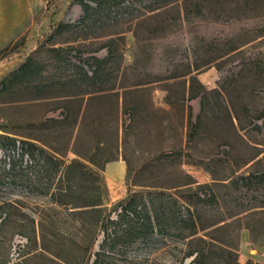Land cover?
<instances>
[{
  "label": "rangeland",
  "instance_id": "obj_1",
  "mask_svg": "<svg viewBox=\"0 0 264 264\" xmlns=\"http://www.w3.org/2000/svg\"><path fill=\"white\" fill-rule=\"evenodd\" d=\"M134 6L138 12L118 16L100 30L92 28L81 34L76 31L51 38L59 22L76 24L83 16L81 7L73 0H0V51L8 48V54L0 58V80L28 56L37 51L43 53L54 43L56 47H76L83 59H102L107 51L99 48L110 38L120 40L124 65L129 66L124 85L171 77L139 92L144 100L152 98L157 107L148 115L137 117L134 126L131 113H123L117 122L108 106L92 107L76 121L73 116L65 118L63 102L30 101L25 93H1L0 88V138L37 146L47 143L50 150L63 158L62 174L68 192L57 195L68 203L64 206L20 187L1 190L0 215L5 224L0 229V257L9 260L16 237L28 240L23 252L27 258L30 252L41 248L42 240H35L31 223L34 219L39 235L41 226L44 228V244L50 252H59L58 238L52 236V231L75 241L66 251L71 252V261L76 264L93 263L98 252L106 257V264H192L193 258L186 257L187 240L155 233L140 237L127 247L117 245L114 250L103 243L105 233L99 220H116L119 202L127 195L166 191L185 207L201 213V227L224 220L201 230L197 236L207 242L216 237L237 244V264H264V215L229 218L235 211L229 198H220V205L211 207L197 204L192 197L200 187L201 198L209 195L211 189L225 195L226 189L213 187L215 183L227 184L233 175L264 170V160L258 162L264 158V129L240 132L242 140L225 114L216 120L208 112L204 130L191 138L190 123L196 122L200 100L188 99L190 91H198L192 78L212 90L230 77L225 95L228 108L234 107L245 124L249 120L242 111L244 105H249L252 117L264 111V37L260 36L264 29V0H179L155 13L147 12L144 6ZM137 17L144 19V26L137 27ZM135 31L140 38L152 35L160 39L137 42ZM233 46L239 49L230 58L215 61L199 71L191 67L195 48L202 49L199 63H203ZM243 53L256 56L250 69L236 70L229 76V70ZM164 90L176 102L172 110L164 108ZM147 109L146 102L142 113ZM256 123L264 124V118ZM224 141L233 149L222 144ZM118 143L127 162V173L108 177L104 166L107 160L117 157ZM72 159V166L67 167ZM96 203L99 206L92 212H84L88 208L83 206ZM225 223L229 224L226 231L208 235ZM248 225L255 229V244Z\"/></svg>",
  "mask_w": 264,
  "mask_h": 264
},
{
  "label": "trees",
  "instance_id": "obj_2",
  "mask_svg": "<svg viewBox=\"0 0 264 264\" xmlns=\"http://www.w3.org/2000/svg\"><path fill=\"white\" fill-rule=\"evenodd\" d=\"M174 1L179 0H73V3L81 7L83 16L76 24L59 22L51 38L63 37L65 34H73L76 31L81 34L92 28L100 30L118 16L138 12L135 4L144 6L149 13H155ZM136 19L139 20L138 28L145 25L144 19L140 20V17ZM134 34L137 42L141 43L160 39L154 38L152 35L140 38L137 31ZM260 36L264 37V29ZM75 38L77 40L78 37ZM119 41V39L110 38L99 48V50L107 51L106 56L102 59L94 56L83 59L81 51L76 47L70 45L56 47L54 43L43 53L37 51L31 54L3 77L0 80L1 93L13 95L25 93L29 96L30 101L36 102H63L61 107L66 114L65 118L73 116L76 121L79 115L81 117L84 104V113L92 107L108 106L113 109L117 122L123 113H131V123H133L134 117L142 112L144 99L139 95L141 90H132L131 88L147 83L140 81L130 85L123 84L129 66L124 65V54ZM238 49L239 47L233 46L225 54L199 63L202 49L195 48L193 50L195 62L191 67L195 71H199L215 61L230 58V54ZM7 50L8 48H5L0 51V58L8 54ZM72 51H76L75 55L72 54ZM255 58L254 53L249 56L243 53L239 62L229 70V76L232 77L231 72L236 70H240V72L249 70ZM191 73L190 71L188 74ZM228 78L230 77H225V82L223 81L219 88L212 90H208L195 77L191 79V82H196L198 91H190L188 99L199 98L200 100V112L196 122L190 123L191 138L204 130L205 117L208 112L211 118L216 120H220L221 114H225L234 133L242 140L240 132L264 129V124L256 123L257 120L264 118V111L252 117L249 105H244L242 111L249 120V123L245 124L234 107L233 110L228 108L225 101L226 85H228L227 82H230ZM115 130L116 132L119 130L118 123ZM222 144H226L229 150L234 147L227 141ZM263 160L264 158L259 159L258 162ZM72 164L73 162L67 167H71ZM64 166L61 160L33 143L0 138V191L7 187H20L32 195L49 197L57 205L67 206L68 203L57 196L58 194H68L67 182L62 174ZM215 184L217 185L213 187L226 189L225 195L211 189L209 195L201 198L199 192L203 193V187H200L199 192H194L192 196L194 201L197 204H208L213 207L220 205V198L223 200L229 198V202L233 205L232 210H235L229 215V218L243 214L247 219L264 215V170L233 175L227 184ZM98 206L97 203L87 204L83 206L88 208L84 212H88V210L92 212ZM0 207L3 209L2 206ZM119 208L116 220L110 219V217L99 220L105 233L103 243L111 250H114L117 245L127 247L140 237L156 233L179 240H187L189 250L186 257L193 258L192 264H237V244H232L224 239H216V237H211V241L207 242L197 236L201 230L216 226L224 220L208 227H201V213L196 209L191 210L189 207H185L180 199L166 191H149L145 196L137 193L129 194L119 202ZM31 223L34 224L35 221L31 220ZM4 224L5 218L1 214L0 228ZM258 225H260L259 221ZM228 228L229 224L225 223L212 229L208 235L214 236ZM247 229L250 231L252 243L255 244L257 241L254 227L248 225ZM51 234L55 239L58 238L59 252L53 253L48 250L44 244V228L41 226V250L37 254L27 258L23 253L20 263L12 262L10 257L9 260L0 257V264H76L71 261V258H74L71 252L66 251L67 248L75 244V241L70 237L65 238L58 235L56 231H52ZM215 249L219 251L216 252ZM215 255L219 260H216ZM94 256L93 263L87 262L86 264H106V257L100 252L95 253ZM247 264L252 263L248 262Z\"/></svg>",
  "mask_w": 264,
  "mask_h": 264
},
{
  "label": "crops",
  "instance_id": "obj_3",
  "mask_svg": "<svg viewBox=\"0 0 264 264\" xmlns=\"http://www.w3.org/2000/svg\"><path fill=\"white\" fill-rule=\"evenodd\" d=\"M167 79H171V77H169ZM166 80L163 79V78L162 79L155 80V81L152 80V81H150L149 83H147V84H145L143 86H136V87H133L131 89L132 90H136L137 89V90L148 91L149 90L148 88H150L153 84L166 82ZM164 91L166 92V94L164 96V99H163L164 108H165V110H172L173 108H175L176 102L170 97V95L168 94L167 90H164ZM146 102H147V106H148L147 111H143V113L141 112L139 115H136L134 117V121L132 123L133 126L136 125V123H137V117H140V115H142V114H144V116H145V114L148 115L149 113H151V110L154 109L153 108L154 106H155V108L157 107V104H154V101H153L152 98L149 99L148 101L147 100H144V103H146ZM84 111H85V104H84V106L82 108V111H81V117L83 116ZM118 140H119L118 142H120V139H118ZM38 144H39L38 145L39 147L43 148L48 153L52 154L58 160H63V158L61 156H59V154L57 152H54V151L50 150V148H49V146H48L47 143H41L40 142ZM117 150H118L117 157L107 160L106 161V164L104 166L106 168V173H107V176L108 177H114V175H119L120 177H122V176H125L126 173H127V162H126V160L122 156V153H121V144L120 143L117 144ZM169 153H174V152L169 151ZM74 160L75 159H72L71 162L74 161ZM32 220H34V219H32ZM34 224H33L34 229H35L34 233H36L35 234V240H37V242H40L41 241V235H39V233H38V228L36 226L37 222L35 221ZM40 250L41 249L39 248L36 251L30 252L28 254V257L31 258L34 254H37Z\"/></svg>",
  "mask_w": 264,
  "mask_h": 264
},
{
  "label": "built area",
  "instance_id": "obj_4",
  "mask_svg": "<svg viewBox=\"0 0 264 264\" xmlns=\"http://www.w3.org/2000/svg\"><path fill=\"white\" fill-rule=\"evenodd\" d=\"M28 240L22 237H16L12 244V254L10 259L14 263H20L22 261V255L26 249Z\"/></svg>",
  "mask_w": 264,
  "mask_h": 264
}]
</instances>
